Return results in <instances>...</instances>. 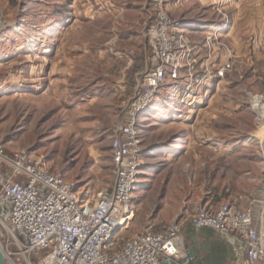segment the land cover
<instances>
[{
    "label": "rangeland",
    "instance_id": "rangeland-1",
    "mask_svg": "<svg viewBox=\"0 0 264 264\" xmlns=\"http://www.w3.org/2000/svg\"><path fill=\"white\" fill-rule=\"evenodd\" d=\"M159 1L188 34L193 73L204 62L208 78L189 87L182 71L141 115L136 211L121 241L164 230L189 202L264 192V116L253 104L264 102V0H0V137L62 170L85 198L113 188L111 138L157 64ZM218 30L214 49L207 37ZM1 202L0 189L7 220ZM29 258L51 264L50 250Z\"/></svg>",
    "mask_w": 264,
    "mask_h": 264
},
{
    "label": "built area",
    "instance_id": "built-area-1",
    "mask_svg": "<svg viewBox=\"0 0 264 264\" xmlns=\"http://www.w3.org/2000/svg\"><path fill=\"white\" fill-rule=\"evenodd\" d=\"M152 28L157 64L144 78L125 122L112 135L115 180L111 190L85 198L62 170L49 167L28 149L8 151L0 137L1 209L7 215V220L0 215V223L7 235L6 246L1 232L0 242L9 264H16L12 259L15 255L33 264L30 254L42 250H50L51 264H189L194 257L181 249L183 228L188 223L234 238L245 249L243 260L264 264V207L255 216L253 202L246 208L227 200L189 202L164 230L148 227L123 241L118 238L121 231L129 228L136 211L134 192L143 152L141 115L167 81L181 79L182 71L189 74L185 76L189 87L194 80L204 84L208 78V64L204 62L203 75L193 73L196 59L188 57L193 51L188 34L176 24L162 1L157 3ZM220 34L218 30L207 37L214 49ZM231 68L232 63L225 62L215 77H223ZM12 245L16 250H11ZM182 259L185 263H181Z\"/></svg>",
    "mask_w": 264,
    "mask_h": 264
},
{
    "label": "crops",
    "instance_id": "crops-1",
    "mask_svg": "<svg viewBox=\"0 0 264 264\" xmlns=\"http://www.w3.org/2000/svg\"><path fill=\"white\" fill-rule=\"evenodd\" d=\"M223 200H227L240 208H246L249 203L253 202L254 213L257 216L264 207V192L247 201L239 202L234 196H227ZM195 244L203 251L205 264L210 256L213 257L212 262L214 264H255L249 260H243L245 249L241 248L234 238L211 228H196L189 223L185 224L182 232V251L191 249Z\"/></svg>",
    "mask_w": 264,
    "mask_h": 264
},
{
    "label": "water",
    "instance_id": "water-1",
    "mask_svg": "<svg viewBox=\"0 0 264 264\" xmlns=\"http://www.w3.org/2000/svg\"><path fill=\"white\" fill-rule=\"evenodd\" d=\"M186 251H187L188 256L194 257V260L190 262L189 264H205L204 263L205 257H204L203 251L196 244L191 249L188 248ZM212 258L213 257L210 256L208 260L206 261L207 262L206 264H214L212 262ZM185 261H186L185 259H182L181 263H185ZM0 264H9L8 259L5 255L4 249L2 248L1 242H0Z\"/></svg>",
    "mask_w": 264,
    "mask_h": 264
},
{
    "label": "bare ground",
    "instance_id": "bare-ground-1",
    "mask_svg": "<svg viewBox=\"0 0 264 264\" xmlns=\"http://www.w3.org/2000/svg\"><path fill=\"white\" fill-rule=\"evenodd\" d=\"M221 30V29H220ZM253 104L254 107L259 113L261 114V117L264 116V102L261 97H254L253 98Z\"/></svg>",
    "mask_w": 264,
    "mask_h": 264
}]
</instances>
